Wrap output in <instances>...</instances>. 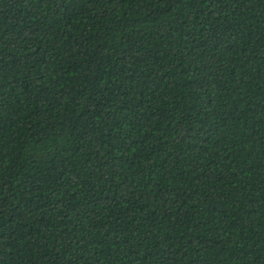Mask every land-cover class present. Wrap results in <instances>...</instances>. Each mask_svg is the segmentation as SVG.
I'll use <instances>...</instances> for the list:
<instances>
[{"label": "trees", "instance_id": "trees-1", "mask_svg": "<svg viewBox=\"0 0 264 264\" xmlns=\"http://www.w3.org/2000/svg\"><path fill=\"white\" fill-rule=\"evenodd\" d=\"M0 264H264V0H0Z\"/></svg>", "mask_w": 264, "mask_h": 264}]
</instances>
